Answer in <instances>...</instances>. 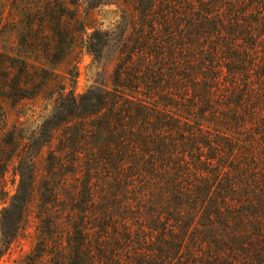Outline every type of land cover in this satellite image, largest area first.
<instances>
[{"label":"trees","instance_id":"trees-1","mask_svg":"<svg viewBox=\"0 0 264 264\" xmlns=\"http://www.w3.org/2000/svg\"><path fill=\"white\" fill-rule=\"evenodd\" d=\"M126 5L136 20L111 87L59 85L47 137L21 155L2 243L42 190L37 250L50 264H264V0ZM99 36L111 40L95 31L88 48ZM0 61V99L52 89L45 66ZM54 140L47 172L63 177L39 185L32 144Z\"/></svg>","mask_w":264,"mask_h":264},{"label":"rangeland","instance_id":"rangeland-1","mask_svg":"<svg viewBox=\"0 0 264 264\" xmlns=\"http://www.w3.org/2000/svg\"><path fill=\"white\" fill-rule=\"evenodd\" d=\"M127 2L0 0V54L12 58L23 55L35 68L45 66L49 72L40 75L44 80L51 78L52 87L41 96L19 102L0 99V116L6 112L8 121L0 128V264H50L48 257H38L37 250L42 190L36 192L16 238L8 246L2 243V212L17 192L18 166L26 145L35 137L41 141L47 137L44 133L40 137L44 131L40 128L53 111L59 85L76 95L86 94L96 85L111 87L119 56L117 41L132 33L130 21L136 20ZM95 31L110 32L111 40L99 36L93 41L96 47L90 49L88 43ZM48 54L50 62H45ZM57 143L54 140L42 149L38 141L32 144L39 185L44 180L59 183L63 177L59 172H47L52 164L50 154L60 147Z\"/></svg>","mask_w":264,"mask_h":264}]
</instances>
